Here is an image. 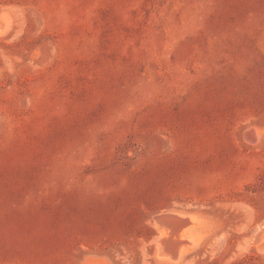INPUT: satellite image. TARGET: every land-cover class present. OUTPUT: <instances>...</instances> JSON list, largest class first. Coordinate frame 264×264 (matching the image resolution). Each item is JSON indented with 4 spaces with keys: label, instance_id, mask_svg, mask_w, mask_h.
<instances>
[{
    "label": "rangeland",
    "instance_id": "374dc122",
    "mask_svg": "<svg viewBox=\"0 0 264 264\" xmlns=\"http://www.w3.org/2000/svg\"><path fill=\"white\" fill-rule=\"evenodd\" d=\"M0 264H264V0H0Z\"/></svg>",
    "mask_w": 264,
    "mask_h": 264
},
{
    "label": "bare ground",
    "instance_id": "6f19581e",
    "mask_svg": "<svg viewBox=\"0 0 264 264\" xmlns=\"http://www.w3.org/2000/svg\"><path fill=\"white\" fill-rule=\"evenodd\" d=\"M169 214H170V213H169ZM173 214H174V213H173ZM171 215H172V213H171ZM178 216H179V215H178ZM158 217H159V215H158ZM173 217H175V215H174ZM180 217H181V216H180ZM169 218H170V217H169V216L167 217V215L165 214V216H163L162 220H167V219L169 220ZM171 218H172V216H171ZM175 218H177V217H175ZM184 218H185V217H184ZM159 219H160V218H159ZM178 220H180V219L178 218ZM182 220H183V218H182ZM184 220H186V219H184ZM172 221H174V220L172 219ZM164 222H166V221H164ZM176 222H179V221H176ZM155 223H156V222H155ZM162 223H163V222H162ZM180 223H181V220H180ZM156 224H157V223H156ZM164 224H165V223H164ZM183 224H184V223H183ZM185 224H186V223H185ZM157 225H159V224H157ZM170 225H171V224H170ZM162 226H163V225H162ZM156 227H157V226H156ZM172 227H173V226H172ZM170 228H171V227H170ZM170 228H169V229H170ZM176 228H177V227H176ZM161 229H162V228H161ZM165 229H166V228H165ZM171 229H172V228H171ZM178 229H179V228H178ZM183 229H184V228H182V230H183ZM158 231H159V229H158ZM162 232H163V231H162ZM165 232H166V231H165ZM180 235H182V233H181ZM167 236H168L167 232H166L165 234H164V233H163V234L161 233V239H165V237H167ZM174 236H175V235H174ZM159 239H160V238H159ZM166 239H167V238H166ZM181 242H182V241H181ZM184 242H185V241H184ZM178 243H180V241H179ZM189 243H191V242H189ZM168 244H169V243H168ZM185 244L187 245V243H185ZM179 245H181V244H178V246H179ZM186 245H185V246H186ZM178 246H177V247H178ZM170 247H172V246H170ZM161 249H162V248H161ZM171 249H174V248H171ZM175 249H176V248H175ZM175 249H174V250H175ZM178 249H179V248H178ZM163 250H164V249H163ZM163 250H162V251H163ZM176 251H177V250H176ZM167 252L169 253L168 250H167ZM178 252H179V251H178ZM160 254H162L161 251H160ZM164 254L167 255V253H164ZM177 254H178V253H177ZM166 255H165V256H166ZM175 255H176V254H175ZM162 256H164V255H162ZM167 256H168V255H167ZM173 256H174V255H172V257H173ZM169 257H171V256H169ZM159 258H160V255H159ZM177 259H178V258H177ZM179 259H180V258H179ZM167 262H168V261H167Z\"/></svg>",
    "mask_w": 264,
    "mask_h": 264
}]
</instances>
